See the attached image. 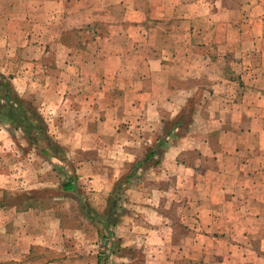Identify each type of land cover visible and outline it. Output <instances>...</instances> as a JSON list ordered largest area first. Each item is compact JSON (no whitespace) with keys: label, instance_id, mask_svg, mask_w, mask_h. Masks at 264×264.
Segmentation results:
<instances>
[{"label":"crops","instance_id":"0c3cea01","mask_svg":"<svg viewBox=\"0 0 264 264\" xmlns=\"http://www.w3.org/2000/svg\"><path fill=\"white\" fill-rule=\"evenodd\" d=\"M10 5L0 7V60L29 62L30 98L63 118V131L48 133L68 152L63 171L97 191V208L82 201L103 211L111 186L180 121L160 163L126 191L116 227L123 250L112 264L167 255L174 264H264V0ZM23 79L13 83L25 97ZM194 109L188 123L185 112ZM142 124L159 128L153 138L133 132ZM3 152L0 182L11 174ZM163 175L172 178L161 182ZM78 189L76 182L72 193ZM17 199L0 203V264H98L97 227L81 209L84 225L75 226L55 213L59 198L22 210ZM182 223L185 234H201L188 253Z\"/></svg>","mask_w":264,"mask_h":264},{"label":"rangeland","instance_id":"374dc122","mask_svg":"<svg viewBox=\"0 0 264 264\" xmlns=\"http://www.w3.org/2000/svg\"><path fill=\"white\" fill-rule=\"evenodd\" d=\"M11 1L12 0H0V7H6V6L11 7L10 5ZM11 62L12 63L9 62L2 63V60H0V72L4 73L7 76L12 77L11 82L13 86H14L13 79L15 78V76L19 78H24L23 80L26 81L28 84L26 83L27 84L26 86L24 81H22L21 83L26 88V90L25 88L23 89L24 90L23 94L26 95L23 98L26 99L28 102L32 103L37 108L41 116H43V119L45 120V124L50 134H52L53 136L59 135V133L63 131V130H59L63 128V127H59L60 124L62 125L63 120L61 119L63 118L58 117V114L57 112L54 111V109L45 107L47 105H43V104L38 105L35 99L30 98L29 94L31 88H33L30 85V82L35 80H30L32 78V75H30L31 72L29 67L30 64H28L29 62H27V64L21 62H16V63L13 61ZM6 65L8 68H10L11 71H13V73H7V70L4 71L3 67H5ZM24 68H26V70ZM22 73H26L27 76L26 77L22 76L23 75ZM48 75L49 74H46L45 79H48ZM54 76L55 74H52L51 78ZM42 81L44 82V80ZM196 103H198L199 105ZM203 104H204L203 97L197 96L194 102V106L195 107L198 106L197 108L201 109V106ZM200 109H194V111H186L185 113L187 114V116L185 117V121L190 123V121H192L194 114L197 113L196 110H200ZM58 113L60 114V112ZM139 120H142V122L143 121L148 122L145 119L143 120L141 117L139 118ZM57 122H59L60 124ZM124 124L125 125L123 126H126L127 123L124 122ZM158 129L159 128L156 126H148L142 124V125H136L135 126L136 131L134 130L133 132H135V134L137 133L138 136H141L142 138L145 136L146 137L145 140H147L150 139V136H152L153 133L155 134ZM185 129H188V127ZM119 130L121 135L124 136L126 134L125 127H122V129ZM38 146L39 147L29 143L28 140L25 138V135L21 133L20 130L15 129L13 125L0 127V153L2 152V150L4 151L3 152L4 155L2 157L3 158L2 163L4 164L5 167H7V169H5L7 172V173L5 172L6 176L8 175V173H11L8 175L9 176V178L7 177L8 179L6 178V180L0 182V197L1 198L4 197L6 201H11L14 198L17 199L21 196H23L24 199L26 196L29 195L36 197L37 200H44L43 202L45 201L52 202L54 198H59L60 201H58L59 203L56 206L58 210L54 209L55 213L59 215L60 214L59 211L63 210L65 212V215L71 216L72 219L71 223H73L75 226H83L84 220H83V214L80 211L79 200H84L86 198L91 204L98 203L97 205H94V207L96 206L97 208L99 206V199L95 196L97 191L94 190L92 186L91 188L88 186L86 187L85 186L86 183H82L83 180L80 179L81 175L78 174L76 182H78L79 184V189L75 193H66L61 186L63 179L61 174L63 172V169L61 167H65L64 166L65 164L63 162H65L66 159L68 160L67 158L68 152H66L65 155V153L63 152L58 153L57 149L50 148L51 150L47 149V154H43L41 149L47 148L45 142L42 141L41 143H39ZM69 153L71 156V152ZM74 155H76V153H74ZM14 165H15V169L14 171H12L13 170L12 167ZM167 170L169 171V169ZM14 172H16L15 173L16 176H13ZM171 172H173L172 169ZM167 177L172 178V175H166V176L163 175L164 179H162L161 182L167 181L166 180L168 179ZM88 178L89 176H86L84 180ZM17 180H20V183L16 182ZM170 180L171 179H169L168 182L172 183L171 182L172 180L171 181ZM5 188H8V190L3 191V189ZM103 191L106 192L105 190ZM80 195L82 196L85 195L84 199H82ZM192 195L193 194H191L190 192L183 193V197L185 198H191ZM80 213L82 216L80 215ZM185 228H190L189 224L182 223V233L184 234H180L182 240L180 242L182 245L181 250L183 249V251H186L185 253H188V251L190 250L189 240L191 239V237L194 238L197 235H201V234H185L186 233ZM215 235L220 238L222 234H215ZM176 236H178V234H176ZM217 245L221 246L220 244ZM173 246L174 244L173 242H171V247ZM139 258L140 259L137 260V263L142 264L141 261L142 258L141 257ZM6 264H14V262L7 261ZM21 264H24V262H21ZM154 264H174V263H173V258L167 255L164 259H159L158 261H155Z\"/></svg>","mask_w":264,"mask_h":264},{"label":"trees","instance_id":"16d2710c","mask_svg":"<svg viewBox=\"0 0 264 264\" xmlns=\"http://www.w3.org/2000/svg\"><path fill=\"white\" fill-rule=\"evenodd\" d=\"M11 78V76L0 72V123L5 126L13 125L15 129L20 130L25 135L29 143L37 147H39L38 145L42 141L45 142L47 148L41 149L43 154H47V149H57L58 153L63 152L66 155V149L56 143L49 135L43 116H41L32 103L19 95L14 89ZM184 116H186L185 113L183 114ZM179 123L180 121L170 122L163 135L158 138V141L145 157L138 160L128 173L123 174L111 186L103 211L93 208L87 200H79L82 213L97 227L99 234L98 264H112L113 256H117L122 252L123 247L121 239L116 234V227L125 213L124 202L126 191L134 180L142 178L151 166L160 163L161 154L170 142L172 135L178 129ZM61 174L63 177L62 189L66 193L74 192L77 175L75 173H68L66 170ZM2 198L0 203L7 202L4 197ZM14 200L15 198L11 202ZM17 201L20 202L19 208L22 210L32 205L40 204L44 200H37L36 197L28 195L24 199H17Z\"/></svg>","mask_w":264,"mask_h":264},{"label":"water","instance_id":"95a60500","mask_svg":"<svg viewBox=\"0 0 264 264\" xmlns=\"http://www.w3.org/2000/svg\"><path fill=\"white\" fill-rule=\"evenodd\" d=\"M80 197L83 199V196L82 195H80Z\"/></svg>","mask_w":264,"mask_h":264}]
</instances>
